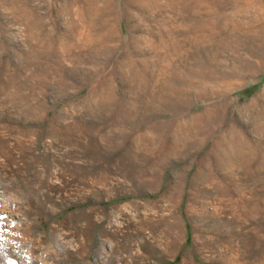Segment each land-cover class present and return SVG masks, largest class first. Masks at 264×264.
<instances>
[{"label":"rangeland","instance_id":"374dc122","mask_svg":"<svg viewBox=\"0 0 264 264\" xmlns=\"http://www.w3.org/2000/svg\"><path fill=\"white\" fill-rule=\"evenodd\" d=\"M263 105L264 0H0V264H264Z\"/></svg>","mask_w":264,"mask_h":264},{"label":"bare ground","instance_id":"6f19581e","mask_svg":"<svg viewBox=\"0 0 264 264\" xmlns=\"http://www.w3.org/2000/svg\"><path fill=\"white\" fill-rule=\"evenodd\" d=\"M258 116L264 118V105L261 110L253 112L252 120L256 126H260L256 119ZM226 152L230 157L231 162L235 165L244 162L251 165L258 157L257 150L248 141L243 140V137L239 134H234L230 138V144Z\"/></svg>","mask_w":264,"mask_h":264}]
</instances>
